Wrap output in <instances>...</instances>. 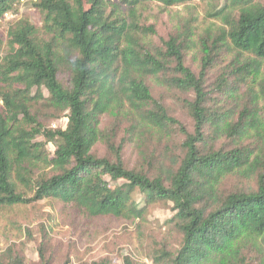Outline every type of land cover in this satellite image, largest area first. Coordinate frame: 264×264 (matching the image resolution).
<instances>
[{"label": "trees", "instance_id": "trees-1", "mask_svg": "<svg viewBox=\"0 0 264 264\" xmlns=\"http://www.w3.org/2000/svg\"><path fill=\"white\" fill-rule=\"evenodd\" d=\"M22 2L41 25L0 40V212L60 205L81 239L95 220L142 234L163 206L150 264H264V0H0V22ZM195 2L209 23L164 38L144 14Z\"/></svg>", "mask_w": 264, "mask_h": 264}, {"label": "rangeland", "instance_id": "rangeland-1", "mask_svg": "<svg viewBox=\"0 0 264 264\" xmlns=\"http://www.w3.org/2000/svg\"><path fill=\"white\" fill-rule=\"evenodd\" d=\"M204 10V5L198 2L166 11L153 4L144 14L149 23L157 27L158 36L164 38L168 31L177 28L179 19H188L191 15L197 17L203 26L207 25L209 22ZM16 12L17 14L8 15L0 22V40L3 43L6 42L7 27L12 21L25 19L37 27L41 25V16L30 3H20ZM190 58L193 59L192 69H196L198 60L194 52L190 54ZM64 124L65 120L61 119L52 123L51 127H63ZM48 149L50 152L53 150L51 146ZM132 152L129 149L126 156L132 158ZM60 208V205L41 201L0 212V254L6 248L16 246L23 253L26 264H38L37 247L41 232L45 230L54 241L47 242V251L55 252L51 257L53 264H64L65 261H68L67 264H125L124 259H128L131 264H150L151 248L161 244L167 236L168 231L163 223L172 216L167 207L152 208L141 230L142 234H137L134 227L123 223L95 220L91 229L80 239L77 235L74 236V229L69 226V221ZM168 241L171 239L168 238ZM168 244L173 247L175 242Z\"/></svg>", "mask_w": 264, "mask_h": 264}]
</instances>
